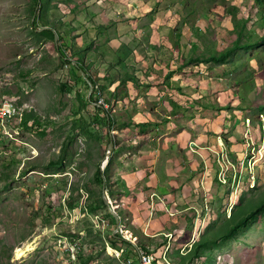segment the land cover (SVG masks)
Listing matches in <instances>:
<instances>
[{"label": "rangeland", "instance_id": "374dc122", "mask_svg": "<svg viewBox=\"0 0 264 264\" xmlns=\"http://www.w3.org/2000/svg\"><path fill=\"white\" fill-rule=\"evenodd\" d=\"M37 2L0 0V264H264V214L226 236L264 200L263 4Z\"/></svg>", "mask_w": 264, "mask_h": 264}, {"label": "trees", "instance_id": "16d2710c", "mask_svg": "<svg viewBox=\"0 0 264 264\" xmlns=\"http://www.w3.org/2000/svg\"><path fill=\"white\" fill-rule=\"evenodd\" d=\"M257 3H259L260 5H262L263 4V6H264V0H255ZM37 0H34V4H36L37 5ZM262 6V7H263ZM262 19H264V15H262ZM241 27H242V25H241ZM240 27V28H241ZM244 28V27H243ZM34 31H35V29H34ZM35 32H39L40 34H44V35H47V36H49L50 38H52V39H54V33H53V31L50 29V28H44V29H42V30H38V31H35ZM240 35H242V33H240V31L238 32V38L235 40V44H234V46L233 47H230V48H228L226 51H224V52H222V54H219V55H212V56H208L207 58H204V60H215L216 62H222V61H220V60H225L227 57H229L230 55H232L234 52H235V50L237 51L238 49H246V48H248L250 45L249 44H247V43H241L242 41L240 40ZM261 39V41H263L264 42V36L263 37H261L260 38ZM257 43V42H256ZM57 47H58V49H59V51L63 54V52H64V49H63V47H60V45H57ZM77 62V64H75V62H73V61H68V63L71 65V67L72 68H74V69H78L79 71H80V73H81V71L84 73V76H86V77H84L83 75H79L78 76V78L80 79V80H82V82L88 87V85L90 84V87H91V89L93 90L94 89V87H95V83H94V81L86 74V71H87V69L85 68V66H84V64H83V62H81V60H77L76 61ZM77 65V66H76ZM90 97V100H92V94L89 96ZM92 105H91V107L90 108H92V110H94L95 112H96V114H98L100 117H102L103 118V121L105 122V123H108V127L110 126V119L108 118L109 116L108 115H106V114H103L102 113V109H103V107L101 106V105H99V104H96V103H91ZM258 107H260V108H262V106L261 105H259ZM33 118V115L32 114H30L29 112H23L22 113V116H21V120H20V125L22 126V127H37V124L38 123H36L37 121L35 120V118H34V120L32 121L31 119ZM108 165V164H107ZM103 175H104V173H102L101 171H100V169L99 168H97V170H96V176H97V180H98V183L101 185V186H103V187H105V189L107 190L108 189V191H109V193L110 194H113V190L112 189H110V184H109V180L107 179V180H105L104 178H103ZM263 203L260 205V206H258L257 208L258 209H255V210H253L250 214H249V216H248V219H247V221L246 220H242L241 222H238L236 225H235V227H232V229L230 230V232L229 233H227L226 234V236H234V231L235 230H237V229H244V228H246L247 226H248V224L251 222V221H253V220H255L256 218H257V216L258 215H260V214H264V200L262 201ZM94 206V207H93ZM107 205H106V202L104 201V199L103 198H100V200H99V203L97 204V205H89V211H94L95 209H98V208H101V207H106ZM112 215V218H113V221H114V223H115V225H117V221H116V216L115 215H113V214H111ZM250 220V222L247 224V222ZM247 224V225H246ZM244 225H246V226H244ZM225 236V237H226ZM108 242H109V244L113 247V248H116V249H120L119 248V245H118V243H122V244H129L132 248H135L136 247V245H133L131 242H129V241H126L125 239H123V238H121L118 234L116 235V234H111L110 235V237H109V240H108ZM201 244H203V243H201ZM201 244H198L197 246H199V245H201ZM203 245H206V244H203ZM207 246V245H206ZM209 246V245H208ZM197 248V247H196ZM207 248V247H206ZM199 249H196V251H198ZM147 252V251H146ZM148 253V252H147ZM153 264H154V260H153Z\"/></svg>", "mask_w": 264, "mask_h": 264}, {"label": "built area", "instance_id": "2783aa9c", "mask_svg": "<svg viewBox=\"0 0 264 264\" xmlns=\"http://www.w3.org/2000/svg\"><path fill=\"white\" fill-rule=\"evenodd\" d=\"M15 109V105L13 103L11 104L8 99L0 100V132L3 131L5 134L10 135L7 131L12 126L10 120L16 116ZM139 257L142 264H153L154 258L149 254L140 251Z\"/></svg>", "mask_w": 264, "mask_h": 264}, {"label": "water", "instance_id": "95a60500", "mask_svg": "<svg viewBox=\"0 0 264 264\" xmlns=\"http://www.w3.org/2000/svg\"><path fill=\"white\" fill-rule=\"evenodd\" d=\"M54 40H56V35H54ZM81 74L84 76V73L81 71ZM90 85V84H89ZM91 89V88H90ZM90 94V93H89ZM113 145V144H111ZM105 201V200H104ZM106 202V201H105ZM116 221H117V225H119V220L118 218L116 217Z\"/></svg>", "mask_w": 264, "mask_h": 264}, {"label": "crops", "instance_id": "0c3cea01", "mask_svg": "<svg viewBox=\"0 0 264 264\" xmlns=\"http://www.w3.org/2000/svg\"><path fill=\"white\" fill-rule=\"evenodd\" d=\"M207 161H209V160H207ZM167 187H168V186H167ZM167 190H168L169 193L166 194V196H170V194H171V193H170V190H169V189H167Z\"/></svg>", "mask_w": 264, "mask_h": 264}]
</instances>
